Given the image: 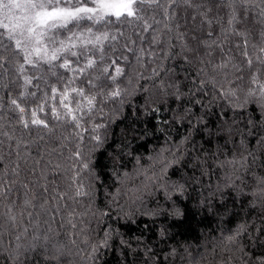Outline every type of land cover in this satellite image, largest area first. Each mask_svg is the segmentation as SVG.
I'll list each match as a JSON object with an SVG mask.
<instances>
[{
    "label": "trees",
    "instance_id": "trees-1",
    "mask_svg": "<svg viewBox=\"0 0 264 264\" xmlns=\"http://www.w3.org/2000/svg\"><path fill=\"white\" fill-rule=\"evenodd\" d=\"M133 7L35 67L0 29V264H264V0Z\"/></svg>",
    "mask_w": 264,
    "mask_h": 264
},
{
    "label": "snow or ice",
    "instance_id": "snow-or-ice-1",
    "mask_svg": "<svg viewBox=\"0 0 264 264\" xmlns=\"http://www.w3.org/2000/svg\"><path fill=\"white\" fill-rule=\"evenodd\" d=\"M138 2L155 3L156 0H0V29L8 33V39L15 40L17 50L24 54V63L35 67L33 57L37 61L50 64L59 59L64 52L77 47V40L94 43L84 36L83 31L77 33L76 30L82 27L86 28L88 33H92V28L83 22L102 23L108 22V18L112 17L116 20L122 16L132 17L135 15L133 6ZM62 31L69 35L58 39ZM98 41L99 36L96 37V42ZM57 42L59 47L49 50L48 43ZM261 51L264 52V49ZM71 55L76 56L77 53L72 51ZM245 55L247 56V53ZM260 62L264 63V60ZM92 64L93 61L89 60L87 67ZM248 64L251 67V59L248 60ZM59 67L72 70L68 60ZM23 68L21 65L20 70L23 71ZM117 71L119 72V69ZM251 82L254 87L249 89V95L259 93L264 98V83L260 82L256 74L252 75ZM52 91L55 93L56 89L53 88ZM78 94L83 95L82 90ZM67 99L68 93L65 92L63 100ZM12 103L20 107L15 100ZM88 103L91 104L92 101L89 100ZM20 111L23 112L24 109L20 108ZM69 111L71 112V109ZM33 123L42 122L34 119Z\"/></svg>",
    "mask_w": 264,
    "mask_h": 264
}]
</instances>
